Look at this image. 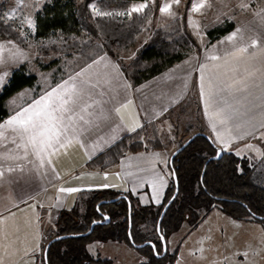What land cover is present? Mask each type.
<instances>
[{"label": "crops", "instance_id": "obj_1", "mask_svg": "<svg viewBox=\"0 0 264 264\" xmlns=\"http://www.w3.org/2000/svg\"><path fill=\"white\" fill-rule=\"evenodd\" d=\"M233 50L214 53L221 59H202L196 67L194 88L199 112L191 113V120L182 108L185 91L181 79L159 77L161 72L136 85L118 63L105 59L93 65L88 75L93 82L97 79L101 82V88L97 91H105V98L110 99L105 108L109 110L111 120L107 123L101 121L100 127L84 138L83 147L73 142L66 148H60L51 156V163H45L39 172L29 164L24 171L5 173L0 180V219L3 220L0 224V260L3 264H45L47 234L52 230L56 232L63 210L71 211L79 207L82 192L109 190L118 195H127L137 208H159L165 201L171 174L169 166L164 165V151L170 155L176 145L187 137L189 129H203L223 150H241L247 157L252 158L256 151L264 149V42L237 57H225V52ZM92 62L86 63L77 72ZM201 64L207 65L203 72L204 98L201 97ZM5 65L6 51L0 71L2 66L5 69ZM214 65L220 67L217 69ZM114 66H118V72ZM212 73L217 75L222 84L231 85L221 94L217 104L208 105L209 113L225 108L231 115L226 123L217 122L215 131L205 115L209 76ZM67 77L49 84V88ZM105 80L109 83H104ZM6 83L7 76L3 87ZM28 87L9 98L14 96L21 103L20 94ZM9 98L5 102L9 114L4 119L18 110L15 106L9 109ZM25 101H29L25 104L31 102ZM123 104L128 106L121 109V120L111 109ZM137 123L141 127L136 128L135 132L129 131ZM117 125L120 127L117 128ZM126 134H132L138 140L159 137L164 147L129 152L118 161L109 157L108 166L104 169L88 165L92 158L106 151ZM218 134L220 139H217ZM113 136L116 137L114 141ZM249 144H253L251 148H247ZM12 147L10 142H6L0 151ZM29 158L34 159L31 156ZM3 163L5 167H14L16 163L26 162ZM36 163L39 165V161ZM156 176L163 177V187H159L160 182L157 180L159 203L151 183ZM105 184L108 186L105 187ZM61 188L79 190L65 192L60 191Z\"/></svg>", "mask_w": 264, "mask_h": 264}, {"label": "trees", "instance_id": "obj_2", "mask_svg": "<svg viewBox=\"0 0 264 264\" xmlns=\"http://www.w3.org/2000/svg\"><path fill=\"white\" fill-rule=\"evenodd\" d=\"M132 1L108 0V2L124 6L129 5ZM89 2L90 0L80 2L49 0L37 14L38 34L46 36L53 30H62L71 39L75 32L87 30L95 37H99L100 43L95 42L94 38H89L85 42L75 40L73 44H78L79 51L86 54L87 60L91 61L100 53L108 52L113 55L112 47L114 45L134 43L136 36L142 30V24L149 17L148 9L143 13L134 14L124 22L115 21L106 16H93ZM234 26V22L231 21L226 27L215 26L208 29L207 34L211 40H214L231 31ZM186 36L182 42L171 41L162 29L156 30L151 41L144 44L137 52L136 67L129 75L134 83H141L182 60L189 49V42L186 39L188 36L193 38L189 31L186 32ZM93 47L96 48V53H89L88 49ZM37 78L35 73H29L23 66L13 71L9 81L0 92V121L9 114L5 106L6 100L22 88L35 85ZM198 131L207 133L203 129ZM212 140L216 143L213 138ZM184 141L180 142L178 146ZM216 145L218 144L216 143ZM163 147L164 144L159 137L138 140L134 139L132 134H126L106 151L92 158L88 165L104 169L108 166L107 159L109 157L118 161L121 156L129 152L156 150ZM174 150L170 153V157ZM217 150L218 147L213 145L207 136L199 134L174 155L172 165L169 157L171 179L165 201L158 208L157 220L164 205L175 191L174 171L179 180V193L168 208L161 224V231L168 245L167 252L158 258L152 248L147 246L144 250L149 253V264L180 262L178 255L180 240L175 238L177 231L181 230L184 224L190 229L197 228L216 206L235 219L246 220L250 217L264 223V184L255 181V168L250 164L247 156L238 155L234 151L224 150L222 157L213 159L212 156ZM116 196L118 194L109 190L82 192L80 197L85 203L83 214H78L77 209L63 210L60 213L56 234L47 240V243L57 236L88 231L93 221L102 219V213L109 214L111 222L108 225L95 226L88 235L53 242L48 250L49 264H109V259H93L87 246L93 242L110 241L117 242L122 246L131 245L128 235L129 209L127 201L122 199L111 204H101L97 208V204L101 200ZM130 200L132 202L131 198ZM152 211H154L153 208H137L132 202L133 236L136 233L135 228L141 225ZM172 237L175 241L172 246H169L168 239ZM134 241L138 243L143 240L137 241L134 238Z\"/></svg>", "mask_w": 264, "mask_h": 264}, {"label": "rangeland", "instance_id": "obj_3", "mask_svg": "<svg viewBox=\"0 0 264 264\" xmlns=\"http://www.w3.org/2000/svg\"><path fill=\"white\" fill-rule=\"evenodd\" d=\"M47 2L49 0H21L18 5L16 0H0V41L6 43L11 40L27 57L26 59L12 60L6 51V65L5 69L3 66L1 67L0 75L7 73L8 82L13 71L23 66L29 73H35L38 77L35 85L29 86L21 92L25 94L24 103L29 102L25 101L29 100L27 97H37L42 90H45V82L49 86L69 74H75L79 68L90 62L87 60V55L81 53L78 44L74 45L73 41L85 42L89 38H94L95 42L100 43L99 37H95L85 29L78 33L75 32L71 39L62 30H53L46 36L39 35L37 14ZM200 2L201 0H180L177 5L173 0H133L129 5L124 6L108 2V0H90L89 7L93 16H99L95 14L93 8L101 13H125V15H100L119 22L127 21L134 14L149 10V17L142 24V30L136 36L134 43L114 45L112 47L113 55L104 52L96 55L93 60L106 57L110 62L118 63L129 76L136 67L135 59L138 50L151 41L156 30L162 29L169 40L179 42L185 40L186 32L189 31L193 38L188 36L186 39L189 42L186 56L162 71L163 73L159 77L182 80L183 91H185L182 108L191 120V113L199 112L194 88L196 67L202 59H205L206 54L220 53L234 48V46L248 44L252 38L258 39L259 43L264 42V18L255 15L256 12L264 9V0H244L249 5L246 10L239 7L241 0H208L211 7L205 6L199 12H192L193 3ZM140 4H145L146 7L139 12L132 11L133 7ZM165 4H171V11L176 14L175 18L161 13L160 9ZM13 11H15V16L10 18ZM189 16L194 23H198V29L189 25ZM27 18L34 21V29L28 27ZM22 21H24L23 25ZM231 21L235 24L231 31L214 40L209 38L208 29L215 26L226 27ZM237 28L242 30L244 41L237 38L234 42L220 43ZM214 46L215 51H213ZM88 51L96 53V48H89ZM129 77L131 78V76ZM9 99V109L14 108L13 101H16V104L20 103V99L16 100L14 96ZM190 130L192 129H189L186 138L195 132V130ZM236 152L239 153L238 155L245 156L241 150H236ZM164 154H166L164 165L167 167L170 155L168 151H164ZM255 154L252 158H247L255 168V181L264 184V149L256 151ZM79 210H81L79 214L85 212V203L82 200L77 208V211ZM158 210V207L155 208L153 213L147 215L144 222L135 228L136 233L133 236L135 240L159 239L155 230ZM182 226L183 228L178 230L175 235V238L180 240L178 250L180 262L176 264H264V223L262 221H256L250 217L246 220H238L225 214L220 207L216 206L197 228L190 229L185 224ZM174 241V237L169 238V246H172ZM87 248L90 249L89 252L93 259H109V264H136L141 260L136 259L135 261L132 258L139 254L146 255L144 249L137 250L131 245L122 246L111 241L92 243Z\"/></svg>", "mask_w": 264, "mask_h": 264}, {"label": "snow or ice", "instance_id": "obj_4", "mask_svg": "<svg viewBox=\"0 0 264 264\" xmlns=\"http://www.w3.org/2000/svg\"><path fill=\"white\" fill-rule=\"evenodd\" d=\"M177 5L180 0H173ZM19 5L21 0H16ZM211 7V3L208 0H201L200 3H193L192 12H199L203 7ZM145 4H140L139 6L133 7L132 11L139 12L145 8ZM239 7L242 10H246L249 5L241 0ZM93 11L96 15H125V13H112L106 12L101 13L95 8ZM161 13L168 14L175 18L176 14L171 11V4H165L164 7L160 9ZM130 15V13H128ZM256 16L264 18V9L255 13ZM15 11L12 13L14 18ZM24 21H22L23 25ZM26 23L29 28L34 29L35 23L32 19L27 18ZM189 25L194 28H199L198 23H194L189 16ZM199 35V32H197ZM237 38L240 41H244L245 37L240 28H237L220 43L223 44L225 41L234 42ZM258 39L252 38L250 43L244 44L240 47H235L232 52H225V57L233 56L237 57L238 54H244L249 51V48H256L258 46ZM9 53V58L12 60H18L19 58H27L26 54L19 50L16 45L11 41L0 42V64L4 63V52ZM215 51V46L213 47ZM255 56V53H253ZM106 57H100L99 60H93L92 63L88 64L86 67L82 68L79 72L75 74H69L66 79H62L55 87L49 88L47 82H45V90L38 95V98L32 99L27 97L31 102L25 104L24 98L25 94L21 95V103L16 104L13 101L16 109L14 114H10L7 119L0 121V147H3L6 142H10L14 147L9 148L7 151H0V180L3 179L5 173H12L15 171H24L27 165H32V169L39 172L45 163H51V156L54 155L60 148H66L73 142L79 143L82 147L84 146V138L93 132L94 129L100 127V122L105 123L111 120L109 110L105 108L106 104L110 103V99H106V93L103 90L97 91L101 88V82L97 79L95 82L88 75L89 70L92 69L93 65L99 64L101 60H105ZM205 59L217 61L221 57L214 54H206ZM227 63V61H225ZM116 70L118 72V66ZM207 67L206 64L200 65L201 70V97L204 98L205 91L203 85V72ZM220 65H214V68H219ZM7 73L0 75V88L4 85V78ZM104 83H109L105 80ZM238 83V82H234ZM130 87V85H128ZM231 85L222 84L215 73L210 74L208 83V93L207 100L205 102V115L208 116L209 121L215 131L216 123L221 124L226 123L231 119V115L227 112L225 108H218L216 112L209 113L208 105L209 103L217 104L221 94L230 88ZM131 103V101H128ZM128 105L123 104L119 107L111 109L121 120L123 117L120 115L121 109L126 108ZM120 125H117L119 128ZM141 127L140 124H136L135 127L129 129V131L135 132L136 128ZM115 132L116 129H113ZM115 136L112 140H115ZM242 138V137H241ZM217 139H220L219 134ZM247 147L251 148L252 145ZM239 154V153H237ZM159 155V154H155ZM34 157L30 159L29 157ZM5 161H25V164L16 163L15 166L9 165L4 166ZM39 161V165H37ZM144 171V169H141ZM131 175V173H128ZM157 180H159V187H163V177L156 176L152 181V187L154 191L157 192L156 201L159 203V193ZM105 187L108 185L105 184ZM79 189L69 188L60 191L74 192ZM3 220L0 219V224ZM2 231V229H0ZM153 247H155L153 245ZM0 264L3 261L0 260Z\"/></svg>", "mask_w": 264, "mask_h": 264}, {"label": "water", "instance_id": "obj_5", "mask_svg": "<svg viewBox=\"0 0 264 264\" xmlns=\"http://www.w3.org/2000/svg\"><path fill=\"white\" fill-rule=\"evenodd\" d=\"M199 134H203V135L207 136L208 140L213 145H215V146L218 147L217 152L212 156V158L213 159H219L220 157H222L224 150L219 145H216V143L213 142L212 138L207 133H204V132H201V131H195L191 135H189V137L187 139H185V141L174 150V152L172 153V155L170 157V164L171 165H172V162H173L174 155L177 152H179L180 150H182L187 144L190 143V141L193 138H195V136H197ZM204 170H205V168L203 169V172H204ZM173 179H174V182H175V191H174L173 195L171 196V198L164 205V207H163V209H162V211L160 213V216H159V218L157 220V225H156L157 234L160 237V240H161L162 245H163V253L162 254H158L157 253L156 245L152 241H146V242H143L141 244H137V243L134 242L133 235H132V227H133V221H132V202H131L130 198L127 195H118V196H116L114 198L101 200L97 204V208H99L101 204H111V203H115L116 201H119V200H122V199L126 200L127 203H128V209H129L128 210L129 211L128 212V219H129L128 235H129V239H130L131 243L135 247H137V248H142V247H145L147 245H151L153 247V245H154L155 247H153V249H154L155 254L157 255V257H162L167 252V241H166V238H165V236L163 235V233L161 231V224H162L163 218H164V216H165L168 208L174 202V200L177 198L178 193H179V180H178V177H177L175 171L173 172ZM257 218H259V217H257ZM110 222H111L110 215L109 214L102 213V219L93 221L91 223L90 228H89L88 231H86L84 233H80V234L61 235V236H57V237L53 238L52 240H50L47 243V245L45 247V250H44V261H45V264H49V261H48V250H49L50 245L53 242L59 241V240H62V239H66V238L88 235V234H90L94 230L95 226H97V225H108Z\"/></svg>", "mask_w": 264, "mask_h": 264}, {"label": "flooded vegetation", "instance_id": "obj_6", "mask_svg": "<svg viewBox=\"0 0 264 264\" xmlns=\"http://www.w3.org/2000/svg\"><path fill=\"white\" fill-rule=\"evenodd\" d=\"M156 233H157V231H156ZM158 235V234H157ZM159 237V236H158ZM134 239V238H133ZM146 241H152V242H154L155 243V245H156V250H157V253L158 254H162L163 253V245H162V242H161V240H160V237H159V239L158 240H151V239H146L145 241H142V242H135V243H137V244H141V243H143V242H146ZM131 242V241H130ZM131 246L133 247V248H135V249H137V250H143V249H146L147 248V246H149V247H151L152 248V250H153V252H154V249H153V247L151 246V245H147V246H145V247H142V248H137V247H135L132 243H131ZM167 248H168V245H167ZM148 251H146V255H138V256H135L134 258H132L133 260H135L136 261V259H139V260H141V262H138V263H136V264H149V253H147ZM155 253V252H154ZM156 255V254H155ZM157 256V255H156ZM159 258V257H158Z\"/></svg>", "mask_w": 264, "mask_h": 264}, {"label": "built area", "instance_id": "obj_7", "mask_svg": "<svg viewBox=\"0 0 264 264\" xmlns=\"http://www.w3.org/2000/svg\"><path fill=\"white\" fill-rule=\"evenodd\" d=\"M56 234L54 230L50 231L49 234H47V240H49L51 237H53Z\"/></svg>", "mask_w": 264, "mask_h": 264}]
</instances>
